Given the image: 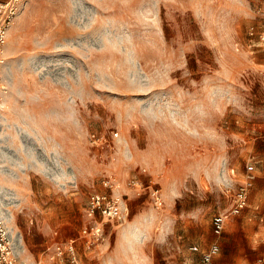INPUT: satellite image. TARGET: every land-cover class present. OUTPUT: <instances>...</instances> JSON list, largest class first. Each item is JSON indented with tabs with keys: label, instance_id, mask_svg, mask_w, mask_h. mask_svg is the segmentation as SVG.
Listing matches in <instances>:
<instances>
[{
	"label": "rangeland",
	"instance_id": "obj_1",
	"mask_svg": "<svg viewBox=\"0 0 264 264\" xmlns=\"http://www.w3.org/2000/svg\"><path fill=\"white\" fill-rule=\"evenodd\" d=\"M11 25L0 204L19 257L76 237L110 180L128 209L80 264H203L213 241V264H264V0H20ZM247 164L249 205L216 235Z\"/></svg>",
	"mask_w": 264,
	"mask_h": 264
},
{
	"label": "built area",
	"instance_id": "obj_2",
	"mask_svg": "<svg viewBox=\"0 0 264 264\" xmlns=\"http://www.w3.org/2000/svg\"><path fill=\"white\" fill-rule=\"evenodd\" d=\"M20 0H0V71L3 66V51L7 42L9 28L15 18ZM264 43V33L260 36ZM264 57V45L262 48ZM253 164H247V175L242 181L232 197V202L228 212H218L212 217V230L216 235L224 232L227 219L230 216L241 214L249 205V190L253 185L254 174ZM111 188L110 191L91 192L85 202L84 223L76 237H71L64 241H56L48 249L46 254L48 260L57 264H80L78 252V241H82L86 248H93L103 236L104 223L118 219L122 216L124 208L128 209L124 194L113 191L114 184L110 180L106 181ZM127 187L141 194L148 189L153 203L156 206L162 204L160 189L152 184H144L143 181L131 178L127 181ZM194 251H199L197 245L191 246ZM220 252V245L213 241L202 250L201 261L203 264H213V258ZM0 264H43L42 259L29 261L18 256L13 244L9 239V232L4 222V214L0 207Z\"/></svg>",
	"mask_w": 264,
	"mask_h": 264
},
{
	"label": "crops",
	"instance_id": "obj_3",
	"mask_svg": "<svg viewBox=\"0 0 264 264\" xmlns=\"http://www.w3.org/2000/svg\"><path fill=\"white\" fill-rule=\"evenodd\" d=\"M12 27H13V25H11L10 28H9V32H8V35H7V39L11 36V29H12ZM5 64H6V63H5ZM4 66H5V65H4ZM7 66H9V63L7 64ZM0 72H1V71H0ZM12 163H14V161H13ZM11 167H12L13 169L16 168V167L12 166V164H11ZM23 169H24V168H23ZM13 171H14V170H13ZM1 179H2V172L0 171V181H1ZM6 185H7V184H6ZM1 187H2V185H1V182H0V194H1V192H2V191H1ZM0 207H1V204H0ZM1 210H2V212H3V214H4V211H3V208H2V207H1ZM4 218H5V215H4ZM226 225H227V224H226ZM13 242H14V241H13ZM78 246H79V245H78ZM208 246H209V245H208ZM219 253H220V252H219ZM219 253H218V254H219ZM45 254H46V248H45V249L43 250V252L41 253V256H44ZM218 254H217V255H218ZM217 255H216V256H217ZM41 256H39L38 259H42V260H43V264H44L46 258L44 259V257H41ZM216 256H215V257H216ZM215 257H214V258H215ZM214 258H213V260H214ZM231 261H232V259H231ZM218 263H219V264H222L220 261H218ZM51 264H57V263H52V262H51ZM242 264H245V263H242Z\"/></svg>",
	"mask_w": 264,
	"mask_h": 264
},
{
	"label": "bare ground",
	"instance_id": "obj_4",
	"mask_svg": "<svg viewBox=\"0 0 264 264\" xmlns=\"http://www.w3.org/2000/svg\"><path fill=\"white\" fill-rule=\"evenodd\" d=\"M3 65H5V58H4V61H3ZM3 67V66H2ZM2 75V74H1ZM6 220H7V223H8V218H6ZM4 222H5V218H4ZM6 225V224H5ZM7 227H9V229L11 228V226H10V224H8V226ZM141 237V236H140Z\"/></svg>",
	"mask_w": 264,
	"mask_h": 264
}]
</instances>
